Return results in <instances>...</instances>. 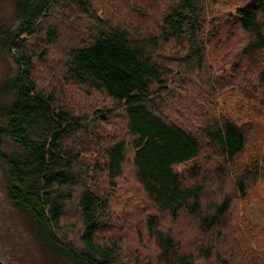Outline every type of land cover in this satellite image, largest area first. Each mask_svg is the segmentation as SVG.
Segmentation results:
<instances>
[{"label": "trees", "instance_id": "obj_1", "mask_svg": "<svg viewBox=\"0 0 264 264\" xmlns=\"http://www.w3.org/2000/svg\"><path fill=\"white\" fill-rule=\"evenodd\" d=\"M116 1L17 0L13 24L1 25L0 50L11 64L3 90L12 95L0 105L6 198L68 264H134L125 259L123 238L99 239L116 224L114 192L129 178L149 210L139 220L145 232H136L138 243L145 247L147 236L160 264L260 262L248 250L234 259L221 238L233 194L254 192L264 201L256 187H264V60L257 78L216 93L234 101L233 114L206 91L215 87L208 55L215 28L240 40L235 51L212 58L232 57L235 71L245 59L259 64L264 0H168L160 8L146 0L130 12ZM221 1L229 12L212 9ZM54 52L61 69L51 66ZM39 65L49 72L37 75ZM75 97L91 106L76 105ZM69 205L77 218L71 223L64 219ZM182 217L202 233L197 253L183 251L173 235Z\"/></svg>", "mask_w": 264, "mask_h": 264}, {"label": "rangeland", "instance_id": "obj_2", "mask_svg": "<svg viewBox=\"0 0 264 264\" xmlns=\"http://www.w3.org/2000/svg\"><path fill=\"white\" fill-rule=\"evenodd\" d=\"M16 1L17 0H0V27L1 25L3 26L13 24L15 19ZM145 1L146 0H117L116 5L118 2H120L123 7L121 9H123L124 12H130L135 8L133 3L145 5ZM155 1L156 0H154V2ZM167 1L168 0H157L156 2L160 8V6H162V4L166 3ZM223 2L224 1L213 4L212 9L215 12H229L232 7L226 5ZM101 12L102 11H99V13ZM148 14L153 17H157L158 15L157 12H151ZM239 40V37L235 38L232 34H228L226 38L221 34V32L218 31L217 28H215L208 42V55L211 58V64L208 65L209 67H212L211 69L216 73V77L214 78L213 83L215 87L206 92L209 93V96H212V100L214 99L215 104H218L219 106L224 105L227 112L230 114H233L235 111L234 101L231 98H226V95H220V90H224L227 93L228 91L234 92L236 89L235 86L237 87L243 83L246 77L254 75L257 78L261 68V62L264 60L263 52L262 54L258 55V65H251L249 61L245 59L241 70L235 71V69L231 68L232 57L227 56V58H223L222 61L212 58L214 53H219L223 50H225V52L229 49L235 51L234 48L237 46ZM70 41L71 40H69V42ZM54 47H59V44ZM54 53L55 56L50 55L49 60L53 62V64L51 63L52 65H50L61 69V65H58V63L53 61L60 56H58L56 52ZM37 68V75L40 76L44 75L42 73L43 71H48L45 66L39 65ZM10 71V61L3 56L0 50V105H6L12 100V95L3 90L4 80L7 78ZM229 84L230 86L228 87ZM210 92H212V94ZM217 92H220L219 95L222 96L220 98L218 97L219 95L217 96L219 100L216 99ZM75 98L76 105L91 106L86 99L82 100L79 97ZM94 101L100 100L96 98ZM202 104H204V102ZM226 110L224 111L225 114H227ZM114 120L113 121L115 122L116 126H118L117 128L121 130L123 123L116 118H114ZM117 121L119 122L117 123ZM112 125L113 122L111 117L110 124H108L106 127H111ZM201 140L203 143L206 142V140L203 138H201ZM261 149V154H263L264 146H262ZM209 154L212 155L213 152L210 150ZM201 160L205 163L203 166L205 171H202H204L207 175L211 174L213 170H210L209 163H206L204 158ZM214 168L215 167H211V169ZM125 175H130L128 170L126 171ZM126 181L129 185L125 186V189L127 187H131L128 190L123 189V187L121 191L116 192V190L114 192L115 197L112 200L115 219L114 222H116V224L108 225L107 229L105 230L106 233H103L105 236H100L99 239L105 241L107 238L117 239V237H121L124 241L123 250L125 253V259L127 261H132L134 264H160L154 246L147 236L142 238L144 239L142 244L145 247L138 243L139 237L136 235V232L140 228L143 229V225L139 224V220L142 218L143 214L149 210L145 208L146 204L143 201L144 199L139 195L138 190L134 191L132 188V184H134L132 180L128 178ZM1 183L2 181L0 178V259L6 264H68L51 253L39 241L34 233L30 215L27 212L19 210L12 205V203L6 198V194ZM120 184L123 186V181H121ZM256 187L259 191L261 190V193L264 195L263 185L257 184ZM231 199L233 202L229 210L230 214L225 225L226 227L222 230L223 238H221V240H223V244L225 240L224 246L228 248V250H225L224 252L229 255L232 254L231 256H233L234 259L235 255L237 254L239 260H241V255L243 254L241 252L248 250V252H252V254L256 255L260 260L259 262L257 259V262L255 263V261L252 260L251 255H249L248 259H250L251 262H254L255 264H264V201L259 197H256L254 192L246 199L241 198L238 194H233ZM68 208V213L64 219L67 223L75 222L74 220L77 218L75 216L70 217L73 215L72 212H74V209L71 205H69ZM81 225L82 223L78 222V228L74 230L67 229L69 238L75 237V234L78 233V229ZM172 227L174 230V237L181 240L183 248L182 250L187 252L193 251L197 253L196 251L198 246L202 242V240L198 241L199 238L201 239V231L194 227V225L189 226L188 222L183 220V217L177 222H174ZM143 231L145 232L144 229ZM130 256L131 260L129 258ZM137 257H139V261L136 263L135 260Z\"/></svg>", "mask_w": 264, "mask_h": 264}, {"label": "water", "instance_id": "obj_3", "mask_svg": "<svg viewBox=\"0 0 264 264\" xmlns=\"http://www.w3.org/2000/svg\"><path fill=\"white\" fill-rule=\"evenodd\" d=\"M0 264H6V263H4V262L0 259Z\"/></svg>", "mask_w": 264, "mask_h": 264}]
</instances>
